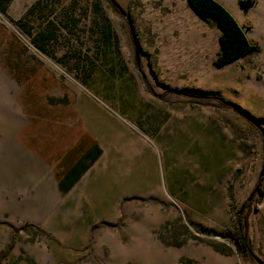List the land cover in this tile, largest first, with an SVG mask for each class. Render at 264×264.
<instances>
[{"label": "rangeland", "instance_id": "1", "mask_svg": "<svg viewBox=\"0 0 264 264\" xmlns=\"http://www.w3.org/2000/svg\"><path fill=\"white\" fill-rule=\"evenodd\" d=\"M219 1L256 46L222 66L189 0L0 8V264H261L264 0Z\"/></svg>", "mask_w": 264, "mask_h": 264}, {"label": "trees", "instance_id": "2", "mask_svg": "<svg viewBox=\"0 0 264 264\" xmlns=\"http://www.w3.org/2000/svg\"><path fill=\"white\" fill-rule=\"evenodd\" d=\"M11 0H0V8L6 11L7 5ZM113 1V0H111ZM189 3L194 7L200 15H202L208 21H215L218 25L224 28L220 35L221 41V52L215 63L219 66L225 65L244 56L253 51L256 48L249 40L243 26L240 24L239 20L235 15L221 2L218 0H189ZM20 26L27 32L28 29L24 24ZM46 37V36H44ZM35 44L42 50L48 52L47 48L35 40ZM201 91V90H200ZM203 94L201 97L212 100H221V96L215 91H201ZM223 104L227 106H233L244 116L250 119L254 123H258L259 119L251 114L247 109L241 107L240 105L233 103L231 101L223 100ZM258 188L252 192V199L247 197L242 205L235 210V218L237 223V233H236V243L239 249L245 253V255L251 258H257V250L255 248V242L253 236L250 233V223L249 218L252 211L254 203L258 199ZM225 236V235H224ZM264 264V259L260 261ZM194 260L190 257H181L178 264H194ZM127 264H134L133 262H128Z\"/></svg>", "mask_w": 264, "mask_h": 264}, {"label": "water", "instance_id": "3", "mask_svg": "<svg viewBox=\"0 0 264 264\" xmlns=\"http://www.w3.org/2000/svg\"><path fill=\"white\" fill-rule=\"evenodd\" d=\"M219 1V0H218ZM219 2H221V1H219ZM222 3V2H221ZM223 4V3H222ZM225 5V4H224ZM226 6V5H225ZM227 7V6H226ZM228 8V7H227ZM193 9L198 13V11L193 7ZM229 9V8H228ZM230 10V9H229ZM0 11L2 12V10L0 9ZM231 11V10H230ZM232 12V11H231ZM199 14V13H198ZM200 15V14H199ZM201 17H203L202 15H200ZM236 17V16H235ZM204 18V17H203ZM205 19V18H204ZM220 26V28H221V30L222 31H224V28L221 26V25H219ZM221 42V41H220ZM260 126V125H259ZM261 127V126H260ZM262 128V127H261ZM262 130H263V133H264V129L262 128ZM263 175H264V169H263V171H262V174H261V178L260 179H262V177H263ZM252 199V196L250 197V200Z\"/></svg>", "mask_w": 264, "mask_h": 264}, {"label": "bare ground", "instance_id": "4", "mask_svg": "<svg viewBox=\"0 0 264 264\" xmlns=\"http://www.w3.org/2000/svg\"><path fill=\"white\" fill-rule=\"evenodd\" d=\"M193 13V12H192ZM193 14H195V13H193Z\"/></svg>", "mask_w": 264, "mask_h": 264}, {"label": "crops", "instance_id": "5", "mask_svg": "<svg viewBox=\"0 0 264 264\" xmlns=\"http://www.w3.org/2000/svg\"><path fill=\"white\" fill-rule=\"evenodd\" d=\"M237 18V17H236Z\"/></svg>", "mask_w": 264, "mask_h": 264}]
</instances>
